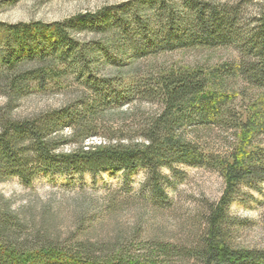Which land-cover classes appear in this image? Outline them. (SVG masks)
I'll return each mask as SVG.
<instances>
[{
	"label": "rangeland",
	"instance_id": "obj_1",
	"mask_svg": "<svg viewBox=\"0 0 264 264\" xmlns=\"http://www.w3.org/2000/svg\"><path fill=\"white\" fill-rule=\"evenodd\" d=\"M197 1L239 7L238 33L247 36L256 26L264 0ZM168 6L173 7L178 32L184 30L186 35L195 13L184 0H165V4L150 7L143 0H0V121L4 115L20 119L63 106L80 109L106 92L110 103L98 101L94 136L86 139V144L100 140L137 142L160 106L152 99L128 95L132 78L170 67L209 69L248 59L235 43L214 47L199 43L172 48L152 46L151 40L162 41ZM104 9L110 12V25L72 32L78 46L91 51L89 64L81 68L57 61L54 73H59H51L44 84L27 79L21 90H12L11 80L43 64L36 57L23 60L17 67L6 63L5 56H20L17 43H9V26L62 22L78 14L97 15ZM158 13L163 23L158 22ZM134 45L139 48L136 54ZM231 83L240 90L247 88L241 78H233ZM241 104L239 99L237 108ZM71 132L70 127L62 132L64 151L81 138L72 137ZM186 133L221 153L236 136L226 124L197 130L188 126ZM161 171L168 177L160 178L163 195L154 192L145 168L101 170L97 174L53 171L38 175L31 184L23 183L18 176L0 181V202H6L10 212L23 222L19 233L29 243L47 240L70 248L79 242L95 248L119 245L135 253L145 252L154 241L179 248L197 246L209 208L222 195L224 180L214 169L185 163L164 166ZM228 215L224 229L231 246L264 249V179L256 188L242 187Z\"/></svg>",
	"mask_w": 264,
	"mask_h": 264
},
{
	"label": "trees",
	"instance_id": "obj_2",
	"mask_svg": "<svg viewBox=\"0 0 264 264\" xmlns=\"http://www.w3.org/2000/svg\"><path fill=\"white\" fill-rule=\"evenodd\" d=\"M143 1L149 7L165 4V0ZM184 2L195 13L186 35L184 30L178 32L173 7L168 6L162 41L153 39L152 46L172 48L199 43L214 47L235 43L248 59L209 69L170 67L132 78L128 95L152 99L160 106L137 142L100 140L86 144V139L94 136L98 101L110 103L106 92L80 109L63 106L20 119L4 115L0 121V181L18 176L23 183L31 184L38 175L53 171L97 174L101 170L145 168L154 192L163 195L160 178H168L161 171L164 166L185 163L214 169L222 176L224 189L209 208L197 246L179 248L154 241L145 252L135 253L119 245L95 248L79 242L70 248L47 240L29 243L19 233L23 222L10 212L6 202H0V264H264V249L233 247L224 229L228 208L240 196L242 187L256 188L264 179V1L256 26L247 36L238 33L239 7ZM156 15L163 23L162 15ZM109 19L110 12L104 9L97 15L78 14L62 22L9 26V43H17L20 56L7 55L6 63L17 67L23 60L36 57L43 64L11 80L12 90H21L27 79L44 84L51 73H59H54L57 61L84 68L90 63L91 51L78 46L72 32L96 30L110 25ZM134 47L136 54L139 48ZM233 78H241L247 88L237 89L231 83ZM239 99L242 104L237 108ZM214 124H226L235 130V140L223 153L186 133L188 126L197 130ZM66 127L72 129V137L81 135L69 151L61 148Z\"/></svg>",
	"mask_w": 264,
	"mask_h": 264
}]
</instances>
